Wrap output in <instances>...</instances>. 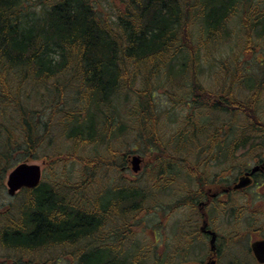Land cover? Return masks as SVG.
<instances>
[{
	"label": "trees",
	"instance_id": "16d2710c",
	"mask_svg": "<svg viewBox=\"0 0 264 264\" xmlns=\"http://www.w3.org/2000/svg\"><path fill=\"white\" fill-rule=\"evenodd\" d=\"M25 2L0 0V260L148 264L147 248L130 240L168 196L159 176L168 180L183 167L198 174L190 158L207 169L212 160L237 164L239 153H264V58L251 71L233 47L241 43L253 58L264 51V0H38L39 10H25ZM208 62L222 71L216 91L201 79ZM243 85L246 98L236 95ZM162 88L172 99L167 113L187 111L168 127L154 97ZM128 133L136 136L124 150L119 141ZM87 148L94 153L83 155ZM134 154L151 162L128 179L122 170ZM30 158H46L50 179L4 203L9 173ZM76 162L80 170L70 172ZM226 210L248 229L264 215V207ZM231 259L224 264H251Z\"/></svg>",
	"mask_w": 264,
	"mask_h": 264
},
{
	"label": "rangeland",
	"instance_id": "374dc122",
	"mask_svg": "<svg viewBox=\"0 0 264 264\" xmlns=\"http://www.w3.org/2000/svg\"><path fill=\"white\" fill-rule=\"evenodd\" d=\"M102 7H104L105 9H107V6L105 4L102 5ZM24 9H36L39 10L40 7L38 5V0H28V2H25L24 4ZM235 53L239 56L240 62H244L245 64V68H248L251 71H254L255 69H257L255 60L256 58H260L263 59L264 58V51L262 50H258L256 53V56L253 58V56L250 55H242V49L243 45L241 43H237V41H235V45L233 46ZM212 55L215 57L214 60H218V62L221 60V53L216 50V48L213 47L212 49ZM242 56V57H241ZM211 65H214L213 62H208V64L205 66V73L201 76L202 82L204 84V86L210 90V91H216L220 86L223 85V80L222 77H220L219 75L222 73L221 69L219 66H214L212 67ZM188 80H185L184 83H180L179 85H186L188 82ZM177 84V83H176ZM138 87L139 84H137ZM166 90L170 88V85H167ZM178 89V95L179 98L183 99V95L187 92H185L184 90H182V86H179ZM164 88L160 89L157 91L158 95L155 98V103L158 105L159 107V111H161V121L165 123V126H170L172 123H170L171 121L176 120L178 117L176 116H183L184 114H186V108H181L179 110V112H177V115L175 114L176 111H172V113H167V110L170 107V105L172 104L171 101L172 99L169 98L168 95L165 94L164 92ZM251 94L250 89L248 88L247 85H243L237 88L236 90V95L241 96L242 98H246L247 96H249ZM156 96V94H154V97ZM135 97H132L131 95V102L129 104H125V106L123 107V116H126L128 119L130 116V109H132V105H135ZM171 110H173V108H171ZM258 110L259 113L261 114V116L264 119V94L262 96L261 102L258 104ZM170 124V125H168ZM173 125V124H172ZM174 127V126H172ZM133 133V132H132ZM128 135V136H127ZM127 135H124L121 141H119V144L124 143V145L126 147L122 148V149H126L127 148V144L131 143L134 141V136H136L135 134L133 135H129V133ZM130 136V137H129ZM127 138L126 140L124 139ZM65 149H67V145L65 146ZM45 154L47 153L46 151ZM65 152V151H64ZM94 153V149L92 148H87L84 152H82L83 155L86 156H90L91 154ZM141 154V153H140ZM145 157V165H142L141 163V172L139 174H135L132 169L128 170V171H123L122 174L124 176H126V178L128 179H137L138 175L143 174L144 170L147 167V163L151 162V160L149 159V155H143ZM256 156H254L255 158ZM254 158H251V156H242L241 157V161H238L237 164H218L215 160L212 162H209L207 164H212L210 166V170L212 171H219L221 170L224 166L225 168H228L227 170H225L228 174L225 173V176H228L229 174H231V178H236L238 176V174L236 173L237 170L239 169H233L231 168L232 165L234 166H240L245 168L248 165H254L255 161ZM191 163L190 165H196L198 164V162H196L194 159L190 158ZM23 162H28V163H36V164H40L42 166V170H43V179L46 180L47 178L50 179L51 177V170L48 168L47 162H46V158H42V159H34V158H30V159H26ZM200 166H202L201 163H199ZM215 165V166H214ZM76 162V163H71L69 168H70V172H75V170H80L81 166ZM242 168V169H243ZM184 171H182V173L180 175H176V181L177 182H181V184L177 187V189L175 191L170 192V190H166V192L168 193V196L162 195V197H160V202L157 203V206L155 207V211L151 212V213H147L144 214L143 218H142V224H140L138 226V228L134 229V236H132L131 238V245L134 247L136 246L138 247H146L147 249L143 252L148 253L147 255V263L148 264H158L159 262V258L162 256H169V262L167 264H174V261L177 260L175 258H172L175 256L176 254V245H172V241H174V237H173V232L172 230L175 228L176 232L178 234L179 231H181V236H180V240L177 241V244L182 245L185 243V220H186V216L184 215L185 212V208H181L179 209L180 212L177 213L175 216L171 217V206L172 205H176V203L180 200V199H184L186 197V190L189 189H193L191 186L193 184H189V180L191 181H195L194 179H190L189 178V174H187V172L189 171L188 168H184ZM224 169V168H223ZM188 177V179H187ZM47 179V180H48ZM185 193V194H184ZM254 195V193H252ZM264 195V192L262 193ZM4 199V203L9 204V203H15L17 201H19L20 199V193H18L16 196L11 197L8 195L7 191L6 194L3 197ZM158 199H159V195H158ZM263 200V199H262ZM258 202V201H257ZM263 206V205H262ZM181 207V206H180ZM179 208V207H178ZM255 208L250 207V209H246L249 212H252ZM229 211V210H228ZM245 211V210H244ZM168 213H170V215L168 216V223L165 225L167 217L165 215H167ZM246 214H249L248 212H246ZM163 217H166V219H163ZM172 219H171V218ZM231 217H235L232 215V213L229 214V219L232 221L231 224H227L226 220L222 223V225L217 226V230H220V232L225 236V245L226 248L224 251V255H225V261H228L229 259H231L233 257V255H237L240 259H238L239 261L241 260H248L251 264L253 262V264H255V261L252 260V257L250 255L249 252V243H250V236L251 234L254 233V231L252 230H256L255 232L258 233L259 235H264V215L262 214L260 218H258V222L256 223V226L253 229H248L246 227V225L243 223V221H241L239 224L237 223V221L235 220V218H231ZM171 220V226L169 227V222ZM164 221V223H162ZM175 221V225L176 227H174V223ZM173 228V229H172ZM138 230V231H137ZM184 230V231H183ZM154 231L156 232L154 234ZM158 235V239L157 236ZM234 235H242V236H246V239L248 240H244V241H240V239L237 237H235ZM254 235V234H253ZM182 237V238H181ZM157 240V241H156ZM204 244V249L202 250V253L204 254L203 256L206 257L209 254V242L206 241L203 243ZM171 245V246H170ZM183 246V245H182ZM181 252H183V250H181ZM182 254V253H181ZM179 254V255H181ZM0 255H2V251L0 250ZM178 255V256H179ZM189 255L191 256L192 259L193 258V253L189 252ZM178 261V260H177ZM232 261V259L230 260ZM0 263H3V259L0 260ZM61 263L67 264V262L61 261Z\"/></svg>",
	"mask_w": 264,
	"mask_h": 264
},
{
	"label": "flooded vegetation",
	"instance_id": "af4514ba",
	"mask_svg": "<svg viewBox=\"0 0 264 264\" xmlns=\"http://www.w3.org/2000/svg\"><path fill=\"white\" fill-rule=\"evenodd\" d=\"M238 155L248 156V154L244 153H239ZM254 156L256 157L254 158ZM142 158V165H145V157ZM251 158H254V165H248L243 169L237 170L236 173L238 174V176L236 178H231V174L225 176V173L228 174L225 171L227 169H221L216 172L210 170V166L212 164H209V167L207 169H203L202 167L205 165V163L202 162H199L202 164V166H200L198 163V170L199 172L207 171L206 175L200 174L199 172L197 174L195 172V175L191 176V173L189 174L187 172V174H189V178L195 180H189L188 184L190 185L193 182L191 186L193 189L186 190V197L179 200L184 201L185 204H183L178 209L177 206H175V208H173L174 211H171L172 217L180 212L179 209L185 208L184 215L186 216L184 225L185 245L182 244V246L177 244V241L180 240V236L182 233L181 231H179L177 234L176 229L172 228V235L174 237L172 245H176V254L172 258L178 260H175L174 264H206L210 260H215L216 264H224V262H226L224 259V251L225 249H227L224 242L225 236L220 232V230H217V226L222 225V223L225 221V218H229L230 212L226 209L245 210L242 212L238 211V213L241 212L240 214L244 213L246 215V209L248 210L250 209V207L255 209H257L258 207H264V195L262 194L264 192V167L259 169V171H256L254 174L247 176V174L250 173L254 167L264 166V153H261V155L260 153L252 155ZM129 160H131V158ZM125 170H131V163H129L127 168H124L122 171ZM175 176L176 174H173L172 172L171 177H169L168 180H166L164 177L161 178L159 176L155 181L157 183V187L161 188L162 186H165L167 190H170V192L175 191L181 184V182L176 181ZM243 177H249L251 179L250 185L244 188H236V186L240 183L241 178ZM252 193H254V195ZM255 209L253 211H255ZM164 218L166 217H163V219ZM172 224H174V227H176L175 221ZM170 226L171 220L169 222V227ZM253 231L254 235L251 234L250 236L249 252L251 257L255 259L254 253L252 251V244L255 241L264 239V235H259L255 232L256 230ZM214 234L216 236L215 251H212L210 242L214 238ZM234 236L236 238L238 237L240 241L248 240L246 239V236ZM206 241L209 242V254L204 257L202 250L204 249L203 243ZM187 249L189 250V252L193 253L192 259H189L191 258V256L189 255ZM181 250H183V252H181ZM234 258L240 259L237 255H235ZM255 264H259L256 259Z\"/></svg>",
	"mask_w": 264,
	"mask_h": 264
},
{
	"label": "water",
	"instance_id": "95a60500",
	"mask_svg": "<svg viewBox=\"0 0 264 264\" xmlns=\"http://www.w3.org/2000/svg\"><path fill=\"white\" fill-rule=\"evenodd\" d=\"M132 169L135 173L141 170L142 158L140 155L132 156ZM264 166H256L247 176L254 174L256 171ZM249 177L241 178L240 183L236 188H244L250 185L251 179ZM42 181V166L36 163L22 162L18 164L7 177V192L10 196H15L22 189H33L40 185ZM216 236L211 240V249L215 251ZM252 250L260 263H264V239L255 241L252 244ZM12 264V263H9ZM206 264H216L215 260H210Z\"/></svg>",
	"mask_w": 264,
	"mask_h": 264
},
{
	"label": "bare ground",
	"instance_id": "6f19581e",
	"mask_svg": "<svg viewBox=\"0 0 264 264\" xmlns=\"http://www.w3.org/2000/svg\"><path fill=\"white\" fill-rule=\"evenodd\" d=\"M155 97H157V95L155 96ZM241 152H246V149H248V147H239L238 148Z\"/></svg>",
	"mask_w": 264,
	"mask_h": 264
}]
</instances>
